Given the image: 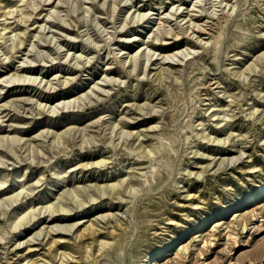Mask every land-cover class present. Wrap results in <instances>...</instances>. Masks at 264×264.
Listing matches in <instances>:
<instances>
[{"label": "rangeland", "instance_id": "1", "mask_svg": "<svg viewBox=\"0 0 264 264\" xmlns=\"http://www.w3.org/2000/svg\"><path fill=\"white\" fill-rule=\"evenodd\" d=\"M6 75L0 264H264V0H0ZM55 203L73 209L54 224L97 230L26 245ZM102 238L99 257L49 261Z\"/></svg>", "mask_w": 264, "mask_h": 264}, {"label": "bare ground", "instance_id": "2", "mask_svg": "<svg viewBox=\"0 0 264 264\" xmlns=\"http://www.w3.org/2000/svg\"><path fill=\"white\" fill-rule=\"evenodd\" d=\"M13 10H9L8 12H6V14H12L13 12H12ZM19 11V10H18ZM5 14V15H6ZM188 14H190V12L188 13ZM194 15V14H193ZM187 17V16H186ZM186 17H185V20H186ZM195 17V16H194ZM192 18V17H191ZM188 20V19H187ZM186 20V21H187ZM191 21V20H190ZM202 22V21H201ZM158 23H160V21L158 22ZM203 23V22H202ZM201 23V24H202ZM205 23V22H204ZM201 24H199V26H201ZM161 25V24H160ZM198 25V24H197ZM206 26H207V24H205ZM210 25V24H209ZM195 26V25H194ZM193 26V27H194ZM203 26V25H202ZM161 27V26H160ZM213 28V27H212ZM198 31L200 30L201 32L202 31H206L205 29H201V28H196ZM208 29V28H207ZM166 30V29H165ZM168 30H170V29H168ZM164 31V30H163ZM199 31V32H200ZM207 33H210V32H208V31H206ZM170 32L169 31H167V32H163V35H165V37L167 36V35H171V34H169ZM173 33V32H172ZM175 33V32H174ZM174 33L172 34V35H174ZM171 35V36H172ZM188 35L190 36V34L188 33ZM171 36H167V37H171ZM180 36V35H179ZM172 37H175V39L178 37L176 34H175V36H172ZM193 37V36H192ZM199 37V36H198ZM134 39H136L137 40V38L135 37ZM199 39V38H198ZM124 41V40H123ZM200 42V41H199ZM164 43V42H163ZM200 45H201V43H200ZM203 45H206V42H203ZM123 53H126V52H123ZM136 57V56H135ZM258 57H260V56H258ZM257 57V58H258ZM166 64H168V66H171V62L170 61H168V62H166ZM112 65V64H111ZM111 65H107V68H105V71H109L110 69H113L112 67H111ZM251 65V64H250ZM249 65V66H250ZM254 65V64H253ZM249 66H247V68L249 67ZM251 67V66H250ZM250 67H249V69H250ZM254 66H252L251 68H253ZM162 69H165V68H161V70ZM24 69H22V71H23ZM160 70V71H161ZM251 70V69H250ZM250 70H248V71H250ZM159 71V72H160ZM163 71V70H162ZM162 71H161V73H162ZM247 71V70H246ZM19 72V69H17L16 68V71L13 73V75H18V76H23V74H19L18 73ZM158 72V73H159ZM164 72V71H163ZM244 72V71H243ZM246 73V72H245ZM156 74H157V72H156ZM160 76V75H159ZM56 77V76H55ZM67 79H64L63 81H62V83L64 84V85H62V86H65V85H67L69 82H71L72 80H73V78H68V77H66ZM157 78V77H156ZM6 79H8V80H6ZM16 78H8L7 77V75H6V77H1V79H0V84H1V81L3 82V81H6V82H13V83H16ZM49 81H51V80H49ZM61 81V80H60ZM59 81V82H60ZM61 83V82H60ZM57 84H59V83H57ZM61 86V87H62ZM54 87V86H53ZM53 87H52V90H50L51 89V87L50 88H48L49 90H45V92L46 93H53L54 91H57V90H53ZM66 87V86H65ZM55 88V87H54ZM32 93V92H31ZM40 93V92H39ZM73 93V92H72ZM55 94H57V93H55ZM46 95V94H45ZM49 95H51V94H49ZM49 95H47L48 97H47V99L48 98H50L51 96H49ZM38 96H39V94H38ZM41 96H39V98H40ZM7 98V97H6ZM30 99H31V101L33 100L32 98H28L27 100H21V101H19V102H23V103H27V101H30ZM43 99H44V97H43ZM38 100H36V102H37ZM68 102V101H67ZM28 104V103H27ZM34 104H37V106H39V108H37L36 107V109H33V110H37V113L38 114H42V113H45L46 111H45V106H46V104H42L41 102L40 103H34ZM23 105V104H22ZM32 105V104H31ZM64 105V104H63ZM11 104L9 105L7 102H5V103H3L2 105H1V107H3V111H5L6 109H8V108H11ZM18 106H21V103H19V104H16L15 103V106H14V109H17V107ZM128 106V105H127ZM132 107V106H131ZM136 108H138L137 107V105L135 106ZM134 107V108H135ZM133 107H132V109H134ZM129 110H130V107L128 108ZM138 109H142V107L141 108H138ZM39 110V111H38ZM0 113H2V112H0ZM92 113V112H91ZM142 114V113H141ZM146 114V113H145ZM10 116V115H9ZM12 116V115H11ZM124 118V117H123ZM102 118L100 117L99 119H97V120H95V121H93V123H97V122H99L100 120H101ZM124 120V119H123ZM121 121L122 122V124L124 125V126H121V128L122 127H125V126H127L128 125V122H124V121ZM120 122V123H121ZM131 122V121H130ZM130 122H129V124H130ZM93 123L91 124V125H93ZM99 124H101L100 122H99ZM97 126H98V124H96ZM94 126V125H93ZM150 126V125H149ZM22 127V126H21ZM99 127V126H98ZM117 127V126H116ZM152 127V128H151ZM151 127H147V129H146V131H156V129H155V126H151ZM154 127V128H153ZM17 127H15L14 129H16ZM73 128V127H72ZM72 128L70 127V128H67L66 130H63L62 132H60V133H58V134H63L64 132H66V131H69V132H71V130H72ZM120 128V127H119ZM70 129V130H69ZM151 129H153V130H151ZM8 131V130H7ZM11 131V130H10ZM97 131V130H96ZM121 131H123L124 132V134L122 135V133L120 134V135H122V136H124V135H126L125 134V130L123 129V130H121ZM119 132V131H118ZM98 133V132H97ZM105 133V132H104ZM132 133H133V131H130V135H132ZM68 134V133H67ZM106 134V133H105ZM61 135H58L59 137L61 136ZM57 136V135H56ZM58 136H57V138H58ZM100 136H101V134H100ZM103 136H104V134H103ZM8 137V136H7ZM64 137V136H63ZM67 137V136H66ZM109 137V136H108ZM61 138V137H60ZM110 138V137H109ZM134 138V137H133ZM138 138V137H137ZM8 139V138H7ZM127 139V138H126ZM6 140V139H5ZM223 142V141H222ZM226 143V142H225ZM224 143V144H225ZM140 145L142 144V143H139ZM220 144H222L221 143V141H220ZM230 144H232V143H230ZM2 144H1V142H0V146H1ZM139 146V145H138ZM222 147H223V145H222ZM0 150L2 151V149L0 148ZM233 151V149L232 148H228V147H223L222 148V152H226V153H230V152H232ZM239 151V150H238ZM241 158H242V153L241 154H239L238 156H233V157H228V158H226V157H223V158H221V161H222V163H224V162H228L229 164H230V162H234V163H236L237 161H240L241 162ZM88 165H94V167H98V165H101V166H106L107 165V161L106 160H99V161H97V162H94V163H90V164H84L83 166H88ZM227 165V164H226ZM2 186V185H1ZM1 186H0V189H3L4 187H2L1 188ZM260 188L257 190V193L255 194V196H257V197H263L264 198V183H263V185H261V186H259ZM98 188V195H100V197L104 194V190L105 191H108L109 189L107 188V187H105V188H100V187H97ZM96 188V189H97ZM96 189L95 190H93L92 189V191H95L96 192ZM79 190H81V189H79ZM78 191V190H77ZM69 192L72 194V192H71V190H69ZM81 192H84V190L83 191H81ZM68 193V192H67ZM66 193V196L68 197V195L70 194V193H68L67 194ZM105 193H107V192H105ZM87 194V193H86ZM94 194V193H93ZM3 195V194H2ZM95 195V194H94ZM70 196V195H69ZM88 196H90V195H87V197ZM97 196V195H96ZM63 197H65L64 195H63ZM91 197H93V196H91ZM97 197H99V196H97ZM85 198H86V195H85ZM89 199H90V197H89ZM94 199V198H93ZM65 200H67V199H65ZM96 200V199H95ZM87 201H88V199H87ZM91 201V200H90ZM93 201V200H92ZM250 201V200H249ZM253 201V200H252ZM257 201V200H256ZM60 202V201H59ZM63 202V201H62ZM64 203H66V201L64 202ZM67 204V203H66ZM85 204V203H84ZM83 204V205H84ZM67 205H69V204H67ZM74 206V205H73ZM73 208L72 207H67V208H65V207H63V203L62 204H60V203H55V204H51L48 208H45L43 211H41L40 213H44L43 214V216H40L38 219L40 220V219H42V220H44V222H47V223H49L48 225H43V227L39 230V231H36L35 233H34V235H33V238H30V239H28V240H26V245H32L33 243H35V240L37 239V240H39L40 239V236H41V240L42 239H44L45 237H48L49 239H52L51 240V244H56L57 242H58V240H59V238H66V237H64V235H66L68 232L67 231H69V232H71L72 230H73V228L76 226V225H78L77 227H76V229L74 230V232H73V234H74V236H75V239H77V238H82V236H84V234H85V232L86 231H88V233H94L96 230H97V228L94 226L95 224H97V223H93V222H91V223H89L83 230L81 229V225L82 224H78L79 222H76V223H73V224H71L69 227H61V226H58L57 224H54L53 222L55 221V220H65V219H67V218H69L70 217V215H71V213H70V211L72 210ZM48 211V212H47ZM47 212V214L45 215V213ZM254 215H256V218H258V214H254ZM239 216V215H238ZM238 216L237 217H235V218H232L230 221L231 222H233L232 220H234V222H239L238 220ZM106 217H107V219H106ZM117 218L115 215H112L111 216V214H105V215H102L101 216V219L100 218H98L101 222H105L106 220V222H107V224L109 225L110 224V221L109 220H111L112 218ZM255 217V216H254ZM23 218H25V215L24 216H21V219H23ZM255 218V219H256ZM76 219V218H75ZM30 220V219H29ZM113 220V219H112ZM98 222V221H97ZM117 222V221H116ZM244 222V221H243ZM25 223V222H24ZM52 223V224H51ZM221 223L223 224V222H221V220L219 221V223H217V224H215V226L214 227H218V226H220L221 225ZM226 223V222H225ZM232 224V223H231ZM245 226H247L248 225V223L247 222H245V224H244ZM250 225V224H249ZM223 226V225H222ZM244 227V226H243ZM202 228V227H201ZM246 228V227H245ZM217 229V228H216ZM101 230V229H100ZM211 231L213 232L212 233V235L214 234L215 235V230H214V228H212L211 229ZM72 234V235H73ZM233 233H230L229 234V236L230 235H232ZM236 236H234V238H235ZM229 238V237H228ZM231 238H233V237H231ZM110 239V238H109ZM209 237H208V241H209ZM212 239V238H211ZM232 240V239H231ZM46 241V240H45ZM85 241V240H84ZM207 241V242H208ZM233 241V240H232ZM234 241H236V240H234ZM202 242V241H201ZM210 242V241H209ZM208 242V243H209ZM213 241L211 240V242L210 243H212ZM94 243V242H93ZM93 243H87L83 248H79V249H74L73 248V246H71V245H63V246H61L62 248H64L62 251H60L59 252V250L56 252L55 250V252L56 253H54L51 257H49V261H55V263L56 262H59V261H62V260H74V261H77V260H84V259H86V258H90V257H99L100 255H103L104 253H106V252H108V250H109V248H110V241L108 240V238L107 239H105V238H102V239H100V240H98L97 242H95V244H93ZM20 244H17V246H19ZM214 245V244H213ZM82 246V245H81ZM187 249V248H186ZM61 250V249H60ZM159 251V250H158ZM183 251H185V250H183ZM76 254H78V256H76ZM158 254V253H157ZM35 257V256H34ZM33 257V258H34ZM44 258H45V256H44ZM31 260V259H30ZM33 260V259H32ZM35 260V259H34ZM42 260V259H41ZM43 261L45 262V260L43 259ZM42 261V262H43ZM19 262V261H18ZM29 262V261H28ZM39 262V261H38ZM26 263V262H25ZM48 264H49V262H47ZM54 263V262H53ZM52 264V263H51ZM57 264V263H56Z\"/></svg>", "mask_w": 264, "mask_h": 264}]
</instances>
